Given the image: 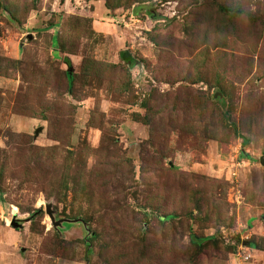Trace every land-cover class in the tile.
<instances>
[{
  "label": "rangeland",
  "instance_id": "1",
  "mask_svg": "<svg viewBox=\"0 0 264 264\" xmlns=\"http://www.w3.org/2000/svg\"><path fill=\"white\" fill-rule=\"evenodd\" d=\"M90 1L0 0V264H264V0Z\"/></svg>",
  "mask_w": 264,
  "mask_h": 264
},
{
  "label": "trees",
  "instance_id": "2",
  "mask_svg": "<svg viewBox=\"0 0 264 264\" xmlns=\"http://www.w3.org/2000/svg\"><path fill=\"white\" fill-rule=\"evenodd\" d=\"M92 1H98V0H92ZM105 6H106V8H109V6H108V4H107V1L105 0ZM123 59L124 60H128V61H131L132 63H133V60H132V58L129 56V54L127 53H123ZM248 143V140L247 139H244V138H242V141H241V144L242 145H246ZM240 157H246V154H244L242 151H241V153H240Z\"/></svg>",
  "mask_w": 264,
  "mask_h": 264
},
{
  "label": "crops",
  "instance_id": "3",
  "mask_svg": "<svg viewBox=\"0 0 264 264\" xmlns=\"http://www.w3.org/2000/svg\"><path fill=\"white\" fill-rule=\"evenodd\" d=\"M90 4H95V5H101V6H103L104 4L101 2V0H98V1H90L89 2ZM101 12V11H100Z\"/></svg>",
  "mask_w": 264,
  "mask_h": 264
},
{
  "label": "water",
  "instance_id": "4",
  "mask_svg": "<svg viewBox=\"0 0 264 264\" xmlns=\"http://www.w3.org/2000/svg\"><path fill=\"white\" fill-rule=\"evenodd\" d=\"M259 161H260V164L264 167V158H260ZM47 212H48V214H50V213H49V210H47ZM12 223L15 224L14 221H13Z\"/></svg>",
  "mask_w": 264,
  "mask_h": 264
}]
</instances>
